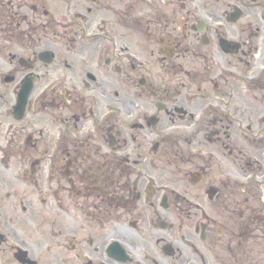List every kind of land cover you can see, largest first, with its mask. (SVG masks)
<instances>
[{
	"label": "flooded vegetation",
	"instance_id": "obj_1",
	"mask_svg": "<svg viewBox=\"0 0 264 264\" xmlns=\"http://www.w3.org/2000/svg\"><path fill=\"white\" fill-rule=\"evenodd\" d=\"M0 264H264V0H0Z\"/></svg>",
	"mask_w": 264,
	"mask_h": 264
}]
</instances>
